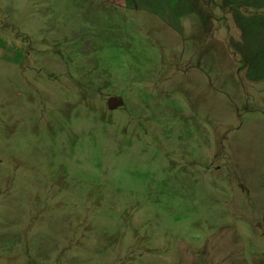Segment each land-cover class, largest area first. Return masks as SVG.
Masks as SVG:
<instances>
[{
  "label": "rangeland",
  "instance_id": "374dc122",
  "mask_svg": "<svg viewBox=\"0 0 264 264\" xmlns=\"http://www.w3.org/2000/svg\"><path fill=\"white\" fill-rule=\"evenodd\" d=\"M184 2L0 0V264H264V51Z\"/></svg>",
  "mask_w": 264,
  "mask_h": 264
},
{
  "label": "crops",
  "instance_id": "0c3cea01",
  "mask_svg": "<svg viewBox=\"0 0 264 264\" xmlns=\"http://www.w3.org/2000/svg\"><path fill=\"white\" fill-rule=\"evenodd\" d=\"M184 3L189 5L182 16L186 29L180 27L179 36L183 39L185 53L197 54L198 62L207 67L212 65L213 54L217 55L221 45L225 52L231 51V47L244 54L256 49L264 51V0H221V3L217 0H185ZM220 4L225 9L221 10ZM240 6L255 15H241L237 10ZM233 11L235 16L230 15ZM219 18L230 24L221 38L216 29Z\"/></svg>",
  "mask_w": 264,
  "mask_h": 264
},
{
  "label": "water",
  "instance_id": "95a60500",
  "mask_svg": "<svg viewBox=\"0 0 264 264\" xmlns=\"http://www.w3.org/2000/svg\"><path fill=\"white\" fill-rule=\"evenodd\" d=\"M119 105H121V102L116 99H110L108 102V106L110 109H113V107L119 106Z\"/></svg>",
  "mask_w": 264,
  "mask_h": 264
}]
</instances>
